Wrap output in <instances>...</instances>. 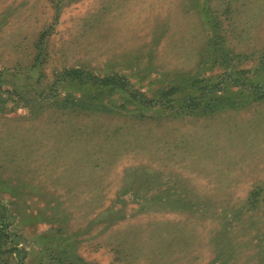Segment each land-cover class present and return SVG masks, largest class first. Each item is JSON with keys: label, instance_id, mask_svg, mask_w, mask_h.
<instances>
[{"label": "rangeland", "instance_id": "obj_1", "mask_svg": "<svg viewBox=\"0 0 264 264\" xmlns=\"http://www.w3.org/2000/svg\"><path fill=\"white\" fill-rule=\"evenodd\" d=\"M232 82L264 0H0V264H264V97L193 104Z\"/></svg>", "mask_w": 264, "mask_h": 264}, {"label": "trees", "instance_id": "obj_2", "mask_svg": "<svg viewBox=\"0 0 264 264\" xmlns=\"http://www.w3.org/2000/svg\"><path fill=\"white\" fill-rule=\"evenodd\" d=\"M236 84H240L241 87L236 88ZM245 86L246 85L244 83H239V82H236V83L232 82L231 85L224 83L223 88H219L218 91H216V89L213 91H209V93L206 94L205 97L200 98L199 101L194 102L193 104H195L196 106L202 104L203 106V103H202L203 100H207L211 98L217 99L218 101L212 106L204 105L206 108L203 111L207 112V111H214L217 106H222V107H227V108H237V107L243 106L242 103L244 101H248L251 97H255V98L264 97L263 87L255 85L253 86V88H251L248 91ZM232 87L235 89L232 90ZM193 92H196V91H193ZM199 97H201L200 94L196 95L194 99H197ZM169 101L170 103L175 102L174 99H170ZM144 102L149 106L151 105V102H147L146 100H144ZM184 107L187 109H190L188 106H184ZM178 108L182 109L183 106H178ZM256 194L257 193L253 191L251 193L252 196L251 195L250 196L254 197ZM255 202H258V201H254V200L252 201V203H255ZM1 235H5L2 229H0V236ZM5 238L7 240V236H5ZM51 245L55 247V249L53 248L54 255L48 256L46 261H54V264H76V262H74V259H73L74 258L73 252L71 251V248H70L69 237L63 236L61 239H59L58 242H52ZM6 253H7V249L3 251L2 255ZM3 257L5 258L4 260H6V256L4 255ZM2 264H6V261H4V263ZM14 264H19L18 258L14 259Z\"/></svg>", "mask_w": 264, "mask_h": 264}]
</instances>
